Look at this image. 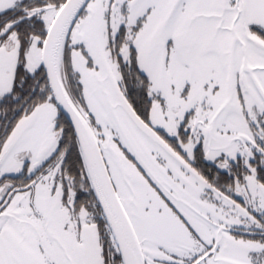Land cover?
I'll return each instance as SVG.
<instances>
[{
    "label": "snow or ice",
    "instance_id": "6c2138e0",
    "mask_svg": "<svg viewBox=\"0 0 264 264\" xmlns=\"http://www.w3.org/2000/svg\"><path fill=\"white\" fill-rule=\"evenodd\" d=\"M0 264H264V0H0Z\"/></svg>",
    "mask_w": 264,
    "mask_h": 264
}]
</instances>
